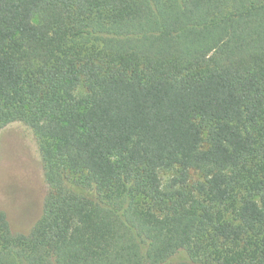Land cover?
Masks as SVG:
<instances>
[{"label":"trees","instance_id":"16d2710c","mask_svg":"<svg viewBox=\"0 0 264 264\" xmlns=\"http://www.w3.org/2000/svg\"><path fill=\"white\" fill-rule=\"evenodd\" d=\"M16 122L49 189L0 264H264V0H0Z\"/></svg>","mask_w":264,"mask_h":264},{"label":"rangeland","instance_id":"374dc122","mask_svg":"<svg viewBox=\"0 0 264 264\" xmlns=\"http://www.w3.org/2000/svg\"><path fill=\"white\" fill-rule=\"evenodd\" d=\"M48 189L33 130L22 122L8 125L0 132V211L14 234L36 227Z\"/></svg>","mask_w":264,"mask_h":264}]
</instances>
